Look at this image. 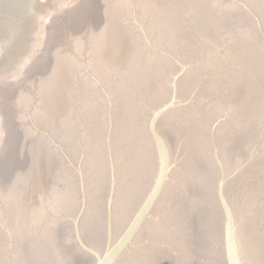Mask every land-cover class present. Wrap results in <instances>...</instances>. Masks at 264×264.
<instances>
[{"label":"water","instance_id":"1","mask_svg":"<svg viewBox=\"0 0 264 264\" xmlns=\"http://www.w3.org/2000/svg\"><path fill=\"white\" fill-rule=\"evenodd\" d=\"M0 264H264V0H0Z\"/></svg>","mask_w":264,"mask_h":264}]
</instances>
